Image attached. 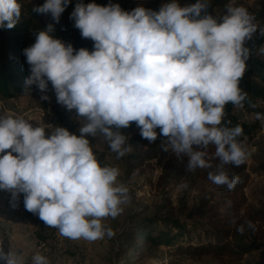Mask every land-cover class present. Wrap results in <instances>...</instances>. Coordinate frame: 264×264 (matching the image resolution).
I'll return each mask as SVG.
<instances>
[{"label":"clouds","instance_id":"obj_1","mask_svg":"<svg viewBox=\"0 0 264 264\" xmlns=\"http://www.w3.org/2000/svg\"><path fill=\"white\" fill-rule=\"evenodd\" d=\"M69 3L45 0L33 11L59 23ZM21 7L17 0H0V29L16 26ZM208 7L209 0L183 7L170 0L158 12L144 7L129 12L118 4L79 0L70 19L82 38L93 42L91 52L54 38L53 24L38 31L23 49L30 66L25 93L33 85L44 93L50 82L57 103L86 122L78 136L56 127L46 138L49 126L0 116V190L11 193L13 201L23 194L25 209L66 238H111L114 233L103 221L122 214L129 190L118 180L119 169L100 165L87 137L100 134L121 158L132 151L121 129L133 122L149 142L159 128L172 152L187 157V170L212 169L208 179L233 190L239 177L225 166L240 167L250 153L239 140L242 126L225 120V106L242 109L251 103L240 81L252 51L245 45L259 24L243 6L230 3L220 17L208 14ZM255 118L264 120V114ZM210 145L215 147L211 155ZM246 224L255 230L252 222ZM244 231V225L237 227ZM0 264H20L3 239ZM32 264L49 260L37 252Z\"/></svg>","mask_w":264,"mask_h":264},{"label":"rangeland","instance_id":"obj_2","mask_svg":"<svg viewBox=\"0 0 264 264\" xmlns=\"http://www.w3.org/2000/svg\"><path fill=\"white\" fill-rule=\"evenodd\" d=\"M24 1L17 0V3L26 8V3H35L37 0ZM141 1L146 3L145 9L155 10L156 0H114L112 4H118L122 10L130 12ZM230 3L245 7L255 16L259 28L253 39L264 34L261 31L264 30V16L257 18V12L264 0H224L223 6L215 7L213 13L225 14V6ZM24 14L26 13L21 11V15ZM39 23L47 25L55 22L49 14L42 15ZM74 28L72 26V29ZM76 33L82 46L91 52L93 42L82 38L78 29ZM1 35L14 34L4 31ZM261 48H264V44L257 50V55L264 59V51H261ZM42 96H47L48 99L43 100ZM257 104L264 107V102L258 101ZM13 114L28 120L33 127L49 126L45 129L46 138L56 127L65 128L78 136L79 128L86 122L84 118L77 116L75 110L69 111L57 103L51 83L44 93L33 85L29 94L23 92L11 98L0 96V116ZM232 114L244 123L256 120L258 124L249 137L243 136L241 140L250 153L244 163L248 180L241 190L245 199V205L240 212L242 215L247 207L255 210L264 207V120H257L256 113L253 110L248 111L245 107H235ZM127 130L121 129V132L127 136ZM135 131H139V128ZM87 139L100 165L119 169L118 180L129 190L130 199L127 204L122 205V214L103 221L114 235L96 241L66 238L57 228L40 225L37 217L23 211L19 203L23 194L13 201L11 193L0 190V239H3L6 250L20 258V264H32V256L37 252L45 256L49 264H247L251 262L253 255H257L256 252H251L242 256L217 257L194 251V238L200 233L201 225L198 221H201V218L191 212L203 195L210 193L218 198L217 192L223 187L216 186L208 179V172L212 169L187 170V157H177L167 146L166 139L151 144L145 152V160L137 167L132 157L133 151L117 158V154L110 149L108 142L100 134L95 137L88 136ZM208 152L210 155L214 154L215 147L210 145ZM218 163V160H213L214 165ZM239 196L238 193L236 197ZM219 203V210L222 211L228 202ZM167 217L185 225L183 229L189 234L186 237L192 244H180L177 241H173L171 245L143 243L138 233L150 232L157 226L169 229L171 234L178 233L179 230H173L165 223L164 219ZM148 219H153L154 222H148ZM131 233L135 235L133 238H129Z\"/></svg>","mask_w":264,"mask_h":264},{"label":"trees","instance_id":"obj_3","mask_svg":"<svg viewBox=\"0 0 264 264\" xmlns=\"http://www.w3.org/2000/svg\"><path fill=\"white\" fill-rule=\"evenodd\" d=\"M113 1L114 0H82L84 4L95 3L99 6H107L110 3L112 4ZM44 2L45 0H37L35 3H26V8L21 7V11L26 14L20 16L16 26L12 29H0V35L3 34L4 31L14 34L13 36H0V96L2 97L11 98L25 92L24 81L30 75V66L26 63L23 49L30 47L35 42V34L38 31L44 30L47 25L53 24L54 38L61 40L66 45L71 44L74 50L85 48L79 41V35L76 33L77 29H72L74 20L70 19V14L79 0H70L68 7L60 17L59 23H49L47 25L40 24L39 22L42 15L33 11L34 8L42 5ZM168 2H170V0H156L154 11L158 12L160 7ZM196 2L197 0H178V3L182 7L195 4ZM223 2L224 0H209L207 13L214 17L224 15L222 13H213V9L223 6ZM138 6L145 7L146 3L141 1L136 7ZM263 16L264 3H262L261 9L257 12V18H263ZM263 44L264 34L246 43L245 46L252 49V51L247 61V71L240 81L241 89L247 92L251 101L250 104L246 102L244 107L248 111L253 110L255 113L261 114H264V107L258 105L257 102H264V59L257 55V50ZM234 109L235 107L230 103L225 106V120L231 121L230 126H242L243 135L239 137L241 141L243 136L249 137L256 130L258 124L256 120H249L248 123L238 120L236 115L232 114ZM136 128L135 123H132L130 127L126 128L128 129V143L131 145L132 151L134 152L132 157L135 160V167L140 166L145 160V152L149 150L151 144L166 139L159 134L160 130L157 128V139L154 142H149L141 137L140 130L135 131ZM226 166V171H228L229 175L235 174L239 177V183H237L233 190H228L226 186H223L217 192L219 195L218 198L210 193H206L199 199L197 207L191 212L192 215L201 218V221H198L201 225L200 233L194 238L195 246L193 249L202 255L212 254L217 257H223L225 255L242 256L247 253L256 252L257 255H253L251 262L247 264H264V207L262 206L259 210L247 207V210L244 211L242 215L240 214L242 207L245 205V199L241 190L248 180V174L245 173L244 164L240 167H234L232 165ZM238 193L240 196L237 198L236 196ZM229 201L231 202L230 206L227 203L224 209L220 211L218 207L220 204L219 202ZM19 203L27 214L31 216L34 215L38 218L39 224L44 225V222L40 220L37 214L28 212L25 209L23 197L19 199ZM158 221L160 222L159 219ZM164 221L166 224H169L173 230H179L178 233L174 235L170 233L169 229L157 226L156 229H152L147 233L141 231L143 235L141 232L138 233L143 243H150L152 245L165 243L166 245H171L173 241H177L180 244H192V241L186 237L189 234L184 231L183 228L185 225L183 223L175 219H170L169 217L165 218ZM233 221H235V223H233ZM248 221L254 224L255 230L247 227L246 222ZM148 222H154V220L148 219ZM239 225L246 226L247 231L243 232V234L237 232V227ZM143 228L145 230V227ZM134 236V233H131L129 238H133Z\"/></svg>","mask_w":264,"mask_h":264},{"label":"crops","instance_id":"obj_4","mask_svg":"<svg viewBox=\"0 0 264 264\" xmlns=\"http://www.w3.org/2000/svg\"><path fill=\"white\" fill-rule=\"evenodd\" d=\"M24 211V210H23Z\"/></svg>","mask_w":264,"mask_h":264}]
</instances>
